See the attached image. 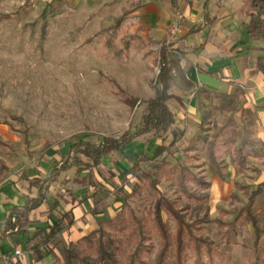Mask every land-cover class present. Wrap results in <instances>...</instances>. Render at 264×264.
I'll return each instance as SVG.
<instances>
[{"label":"rangeland","instance_id":"rangeland-1","mask_svg":"<svg viewBox=\"0 0 264 264\" xmlns=\"http://www.w3.org/2000/svg\"><path fill=\"white\" fill-rule=\"evenodd\" d=\"M155 3L0 0V15H13L0 20V124L10 133L0 136L1 173L46 178L74 142L99 143L140 125L142 109L159 87L161 45L181 39L182 34L172 32L175 23L185 26L200 17L196 0L192 5L161 0L168 28L154 40L150 31L155 26L144 18ZM125 11V21L110 29ZM169 58L170 91L184 98V105L175 106L173 129L135 139L94 169L111 194L93 206L89 226H76L68 215L54 232L41 233L0 257V264H155L160 238L152 211L158 193L127 171L141 156L152 157L162 143L164 153L140 166L156 180L159 193L177 201L187 221L197 225L195 233L213 241L200 252L189 244L184 264H264V242L255 246L247 211L251 192L264 185L259 182L264 176V84L260 91L254 84L235 83L227 91L205 93L182 78L181 57L170 52ZM130 96L139 99L133 110L124 102ZM174 131L179 139L170 145ZM211 158L222 166L223 179ZM184 169L211 182H185L203 199L179 191L175 177ZM72 176L63 172L51 184L53 192L65 195L60 204H69L73 196L80 204L89 199ZM263 207L257 196L252 214ZM120 212L143 218L146 239L140 243L128 230L104 223ZM163 218L175 233V220L165 211ZM78 229L87 241H79ZM173 255L165 264H175Z\"/></svg>","mask_w":264,"mask_h":264},{"label":"trees","instance_id":"trees-1","mask_svg":"<svg viewBox=\"0 0 264 264\" xmlns=\"http://www.w3.org/2000/svg\"><path fill=\"white\" fill-rule=\"evenodd\" d=\"M249 7L248 21L245 22L248 27V32L251 40H260L264 43V0H247ZM205 10L208 8V0L204 4ZM129 12L125 11L116 21V24L109 27L110 29L118 27L125 21ZM13 17L12 14L0 15V20ZM264 51V46L262 48ZM169 53L165 46H162L159 51V66L160 70L157 77V88L155 95L146 101V105L142 109L140 125L136 128L126 130L120 137H104L99 143L90 141L74 142L70 145L68 151L61 155L60 164H56L49 172L46 178H32L29 180L30 187H36L39 190V195L36 198L29 200L27 205L22 210H13L7 226L12 230L14 228H22L28 226L29 213L48 201V193L53 182L59 180L63 172L71 171L73 173L72 181L76 182L80 188L85 189V193L92 199L95 206L106 200L111 191L102 181H100L94 169L99 167L103 159L113 153L122 152L127 145L131 144L135 139L149 133H165L173 129L176 123L175 113L173 111L176 102L183 104V99L169 92V80L171 67L169 65ZM256 68L264 74V54L256 57ZM203 92L208 93L207 89ZM139 99L138 97L130 96L124 99V102L133 110ZM218 110V108H216ZM174 139L170 145H175L178 142L179 135L174 131ZM3 143V141H1ZM165 151V145L162 143L158 146L155 154L152 157L143 155L138 161L132 163L131 168L127 171L128 175H133L135 178L144 181L147 186L157 191L158 196L153 207V223L158 232L160 243L156 253L155 264H165L173 251L175 264H184L186 261V249L189 244L200 252L201 247L206 245L211 248L213 241L202 238L195 233V223H189L183 209L178 208V203L159 193L156 180L152 175L142 169L141 161H153L160 157ZM210 164L220 178H224L225 174L222 166L211 158ZM176 185L179 191L187 198L201 200L202 196L191 191L185 182L189 181L198 185L210 186L211 182L207 181L203 176H199L189 170H183L176 175ZM261 191V186L251 192L247 211L255 227L256 241L255 246H258L260 240V232L257 225L256 217L252 214V206L255 202L257 194ZM60 194V193H59ZM58 194L57 198L51 205V208L57 207L60 204V199H64L65 195ZM76 197H72V202H76ZM167 212L176 222L175 233H171L166 221L163 218V212ZM69 213L65 216L67 217ZM70 221H73L71 218ZM110 226L119 230H128L129 233L141 243L146 239L144 230L145 224L143 218H138L134 213L126 218L123 212L117 214L114 218L104 221ZM57 225H51L49 230H43L41 233L55 230ZM197 228H200L198 226ZM87 236H84L79 241H87ZM36 251V250H34ZM41 257L39 256V260Z\"/></svg>","mask_w":264,"mask_h":264},{"label":"crops","instance_id":"crops-1","mask_svg":"<svg viewBox=\"0 0 264 264\" xmlns=\"http://www.w3.org/2000/svg\"><path fill=\"white\" fill-rule=\"evenodd\" d=\"M154 1L157 3L153 4L151 9H147L149 13L144 21L155 26L150 31L151 38L160 40L167 32L168 23L165 21V11L161 7V0ZM186 1L192 5V0ZM196 1L200 17L186 21L179 41L161 45L167 48L168 53L173 52L182 58V69L184 70H180L182 78L185 82L196 85L197 88L207 90L227 91L235 83H249L256 85L258 87L256 91H260L261 85L264 84V74L256 68V57L264 54L262 50L264 43L250 39L245 23L248 21L249 13L247 0H208L206 10L204 4L207 0ZM169 61L171 62L170 58ZM169 92L183 99V104L178 102L174 104L173 111L175 106L184 105L183 95L170 91V80ZM250 95L253 96L252 91ZM9 135L7 125L0 124V136L8 137ZM37 177L0 172V257L14 249L24 248L26 242L41 234L43 230H49L51 225L66 221L67 213L72 216L73 221H76V226L81 223L87 226L90 221H93L92 208L95 205L91 198L82 204L76 200L74 203L70 201L69 204H59L52 209L51 205L58 194L53 192L50 186L48 201L29 213L28 226L11 230L7 226V221L12 211L22 210L30 199L39 195L38 188L30 187L29 180H27ZM259 182L264 183V176ZM261 188L264 189V185ZM261 191L257 196L264 201V192ZM58 207L63 209L62 213L56 210ZM255 217L260 232L258 243L260 246L261 242H264V207L255 213ZM251 223L253 225L252 221ZM77 231L78 238L86 234L84 230L78 229ZM255 231L254 227V233Z\"/></svg>","mask_w":264,"mask_h":264},{"label":"built area","instance_id":"built-area-1","mask_svg":"<svg viewBox=\"0 0 264 264\" xmlns=\"http://www.w3.org/2000/svg\"><path fill=\"white\" fill-rule=\"evenodd\" d=\"M43 2H51L52 0H42ZM173 34L179 35L184 32V26L181 24V21L175 23L174 28H173Z\"/></svg>","mask_w":264,"mask_h":264}]
</instances>
